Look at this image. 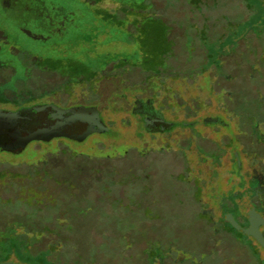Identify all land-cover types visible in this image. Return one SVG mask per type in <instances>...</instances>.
I'll use <instances>...</instances> for the list:
<instances>
[{"label": "rangeland", "instance_id": "1", "mask_svg": "<svg viewBox=\"0 0 264 264\" xmlns=\"http://www.w3.org/2000/svg\"><path fill=\"white\" fill-rule=\"evenodd\" d=\"M11 2L0 0L2 101L52 100V91L69 86L74 102L96 104L102 97L89 88L99 84L103 91L117 87L130 101L139 90L131 83H144L138 87L147 90L148 85L152 94L139 99H153L161 108L149 105L144 113H166L170 119H163L177 127L145 132L146 126L131 116L132 108L114 114L117 94L104 102L108 132L81 145L56 141L54 151L36 145L19 155H0V227L26 214L49 229L36 225L37 233L20 235L31 237L30 243L39 234L45 237L41 244H30L32 251L44 250L29 260L21 256L22 239L10 237L12 260L256 264L217 225L237 223L223 207L235 204L234 188L241 182L253 188L246 205L264 202V161L258 150L264 149V48L242 42L243 50L226 57L237 64L224 60L218 69L230 50L225 47L248 32L263 36L248 9L255 10L254 0ZM154 75L162 76L149 77ZM233 91L246 98H234ZM236 164L240 169L234 178ZM256 212L264 218V212ZM0 243L4 260L9 243L5 238Z\"/></svg>", "mask_w": 264, "mask_h": 264}, {"label": "flooded vegetation", "instance_id": "2", "mask_svg": "<svg viewBox=\"0 0 264 264\" xmlns=\"http://www.w3.org/2000/svg\"><path fill=\"white\" fill-rule=\"evenodd\" d=\"M7 1L8 0H6V2ZM0 36V41H4L2 40L5 38L4 34L0 32ZM9 46L12 47L11 45ZM55 69L56 71L58 70L57 68ZM98 84L95 83L96 86ZM97 87L96 89L93 88L94 91L89 88V92H93L94 96L102 97L100 101L96 102V104L89 103L81 105L78 102H74L72 99L75 97V91L74 89L71 90L69 86L68 88H60L57 92L52 91V100L48 98V100H42V96L37 99L29 98L22 105H19L16 101H2L1 98L0 155H19L24 152L27 147H34L36 145L42 147L40 149L43 150V152L49 149L54 151L53 147L56 141H62V143L70 142L74 145L77 143L81 145L92 135H100L108 132L109 129L107 124L103 120L106 111L104 108L106 109L107 107V104L104 102L110 97L112 99L116 91H103L100 88V84ZM120 96L121 98L112 99L113 104L115 105V107H112L116 109L114 114L121 115L129 112L128 110L132 108L131 116L136 118L141 125L143 123L146 127H148L149 124V121L147 120L148 118H157L155 115L149 116L144 113L149 107V103L138 104L137 101L141 99L135 98V96L133 99L130 98V101L125 100L124 97L122 98V93H120ZM11 104H13V107L10 106ZM155 108L161 109L158 106H155ZM134 111L136 114H134ZM82 114L91 118L90 124L82 123L77 119L73 120V118ZM164 114L166 118H169L166 113ZM97 121L100 123L97 124ZM158 127L160 128V126H157L156 129ZM162 127H165L166 130L177 128L166 125H163ZM193 127H196V125ZM56 131H62V135H58L59 133ZM207 138L209 139V137ZM253 192L255 194L256 191ZM249 195L250 192L248 196Z\"/></svg>", "mask_w": 264, "mask_h": 264}, {"label": "trees", "instance_id": "3", "mask_svg": "<svg viewBox=\"0 0 264 264\" xmlns=\"http://www.w3.org/2000/svg\"><path fill=\"white\" fill-rule=\"evenodd\" d=\"M254 6L256 7L255 10H253L252 7H250V8L248 7V9L252 12V14L254 13L255 20L257 21V25L262 27V29H260L261 33H260L259 36H261V35H263V36L259 37V38H256L257 36H255L252 32H248V34L244 37V39L241 42H240V38H239L235 42V44H230L229 46L225 47L224 49L229 47L230 50H229V52L227 51V53L225 55H223V57L221 58V63L218 64V66H219L218 69L222 68V65L224 64V60H229V61L233 62L232 63L233 65L237 64V60L236 59L235 60H233V59L231 60V59H226V57H228L231 54L230 52H233V53L236 54V53H238V51L243 50L242 49V44H241L242 42H244L248 46L252 44V46L254 45V46H257L259 48H264V0H254ZM236 47H237V49L234 50ZM243 48H245V50L246 49L248 50L247 47H243ZM246 56L249 59V55L246 54ZM250 62H249V64H250ZM163 75H164V73H163ZM161 76L162 75H158V76L154 75V76H149V77H161ZM241 79H243V82H245L244 78H241ZM158 83H159V85L162 84V82L160 80L158 81ZM131 84H134L133 89L134 88L135 89H139V90H136V91H141L142 90L143 93L146 92L145 94H148L149 96H151L150 94H152L151 93L152 90H149V86L148 85H147V90H146L144 88L138 87V85H143L144 83L143 84H136V83L133 82ZM117 90H119V89H117ZM117 90H116L115 96H117V94L119 93V91H117ZM233 93H234V98H237V99H240V100H243V99L246 98V96L242 95L241 92H240V98H239L238 94H236L237 93L236 91L235 92L233 91ZM118 95L120 96V94H118ZM139 97L141 98L142 95L136 96L135 98H139ZM255 97H256V95H255ZM261 101H262L261 103L264 105V99L263 98H262ZM229 107H230L229 108L230 111L235 113V110H236L235 106H232V107L229 106ZM167 116H168V114H167ZM246 116L250 117V113H246ZM255 119H257L258 122L260 123L261 116L260 115H256ZM203 122H204V120H203ZM204 123L206 125L210 124V123H208V121H205ZM213 123L215 125H219V124H216L215 122H213ZM215 125H213V126H215ZM190 126H192V125H190ZM224 126L226 127V125H224ZM160 128H161V126H160ZM147 130L149 132H153V131H156V130H158L160 132H163V130L159 129V127L157 129L146 127L144 131L146 132ZM258 150L261 153L260 155L263 157V161H264V149L259 147ZM260 165L262 166V170H263L264 169V162L260 161ZM239 169L240 168H238V166L236 164V170H234V172H233L234 178L237 177L236 175H238L237 171ZM239 186H240V188H238V186L235 185V188H234L236 190V191L234 190V192H236L235 197H237L236 198L237 200H236L235 204H231V206H233V207H231V206L223 207V209L226 212H229V213L233 214L238 219V220L236 219L237 223L236 222L233 223L231 221H227V223H225V224L221 223V224H217V225H220V231L224 234V236L226 238H229L232 241L236 240L239 243V246L247 254V260L249 259V257L252 254L256 258V262H257L256 264H264V257H263V255L261 253V251L264 252V248L261 246V244L253 236H251L250 234L245 232L250 227V221H249L250 217H249V214H248L249 212L247 211V208H246L249 205H246L248 199L245 200V196H247L249 194V192L251 193L253 188L251 187V184H249V183L247 184L246 182H241V184ZM229 193L230 192L227 193L228 196H229ZM240 202L244 203L243 207L240 204ZM248 202L250 203V201H248ZM28 206H30V205H28ZM249 208H250L251 212H256V210L259 211V212H264V202L263 201L260 202L257 206L252 204V206H249ZM41 209L42 208H39L38 210H41ZM34 210H37V209H34ZM53 210H58V209H53ZM256 213L259 214L258 212H256ZM18 215L19 214H16L10 221L6 220L7 223L3 227H0V241L3 240V238H5L8 241V243H9V246H7V249H8L7 252L9 254V257H7L4 260H0V262L14 261L16 263L23 264V263H21V261L12 260L14 255H13V253H11L13 251V246H11V241H12L11 238H14L15 236H17V237L22 239V244H21V246H19V250H20V253L22 254L21 256L23 257V259L27 258L29 260V259H33V258H36V257H40L43 254L44 248H41V250L40 249H38V250L36 249L35 251L34 250L32 251V249L30 248L31 247L30 244L32 245V247L35 246L36 244H39V243L41 244L43 239L45 238L44 236L39 234L38 239H37L38 241L36 243L35 242L30 243L31 237H29L28 239H24V237H21L20 235H23L24 233L29 234V235L34 234V232L37 233V231H36L37 226L36 225L39 226L38 228L47 229V230H49V229L47 228L46 225H43L40 220L37 221V224H36V220L31 219L28 215L24 214V217L22 216V218H20ZM262 219L264 220V218H262ZM262 223H263V225L260 226V231H261L262 234H264V222H262ZM34 228H35V230H33ZM16 229H18V231ZM3 234H5V235H3ZM2 244L0 243V246H2ZM52 246H54V245H52ZM55 251H57L56 246H55V248L52 249L51 252L53 253ZM50 253H47L45 255H48ZM249 253H250V255H249ZM230 258L234 259V257L232 255H231ZM236 259H237V257H235V260ZM35 264H42V263L39 262V261H36ZM246 264H247V262H246Z\"/></svg>", "mask_w": 264, "mask_h": 264}, {"label": "water", "instance_id": "4", "mask_svg": "<svg viewBox=\"0 0 264 264\" xmlns=\"http://www.w3.org/2000/svg\"><path fill=\"white\" fill-rule=\"evenodd\" d=\"M147 99H144V100H138L137 103L139 104H145L147 103ZM155 100L152 99V101L149 102V105L155 109ZM165 115L162 113L161 116L155 118V119H152V118H148L147 120L149 121V124H148V127H152V128H156L157 126H163V125H166V126H173L172 123H168L165 121ZM80 120L82 123H88L90 124L91 123V118L87 117V116H84L83 114L82 115H78L76 116L75 118H73V120ZM1 120V119H0ZM210 122H215L216 124L217 123V120L215 119H210ZM100 122L97 121V124H99ZM161 126V129L164 130L166 129L165 127H162ZM107 130V128H106ZM58 132L59 134L58 135H62V131H56ZM247 208V211L249 212V217H250V227L248 230H246L245 232L250 234L251 236H253L260 244L261 246L264 248V236L263 234L261 233L260 231V226L263 225L262 222H264V220L262 219V217L259 216V214H257L256 212H251L250 209H249V206L246 207ZM0 264H20V263H16L14 261H7V262H0Z\"/></svg>", "mask_w": 264, "mask_h": 264}, {"label": "crops", "instance_id": "5", "mask_svg": "<svg viewBox=\"0 0 264 264\" xmlns=\"http://www.w3.org/2000/svg\"><path fill=\"white\" fill-rule=\"evenodd\" d=\"M10 3H12L11 0H10ZM10 5H11V4H10ZM116 88H117V87H113L112 89H108V90H110L111 92H114V91L117 90ZM136 92H137V93H136L135 97H136V96H140V95H142V98H145L144 95H145L146 92H145V93H143V91H136ZM139 98H140V97H139Z\"/></svg>", "mask_w": 264, "mask_h": 264}]
</instances>
